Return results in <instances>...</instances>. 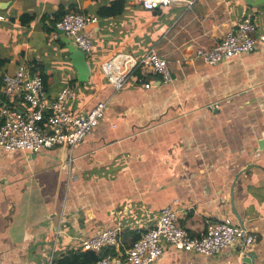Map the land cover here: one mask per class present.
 I'll list each match as a JSON object with an SVG mask.
<instances>
[{
    "label": "crops",
    "instance_id": "crops-1",
    "mask_svg": "<svg viewBox=\"0 0 264 264\" xmlns=\"http://www.w3.org/2000/svg\"><path fill=\"white\" fill-rule=\"evenodd\" d=\"M116 1L0 0V106L2 77L21 64L43 80L47 100L72 88L75 117L106 103L70 164L66 147L35 155L0 149V264H56L83 252L82 239L104 228L118 231L106 252L124 256L167 205L195 237L226 217L238 225L235 210L254 242L209 257L165 245L153 264H242L245 254L264 264V7L171 0L147 9L121 0L118 15L99 16ZM67 12L97 18L86 80L70 63L72 41L52 38ZM245 17L255 25L254 51L215 66L194 57ZM151 49L172 82L150 76L149 89L132 80L115 92L100 64L118 54L141 60ZM10 105L28 109L19 94Z\"/></svg>",
    "mask_w": 264,
    "mask_h": 264
},
{
    "label": "built area",
    "instance_id": "built-area-1",
    "mask_svg": "<svg viewBox=\"0 0 264 264\" xmlns=\"http://www.w3.org/2000/svg\"><path fill=\"white\" fill-rule=\"evenodd\" d=\"M147 9L156 4H169L171 0H141ZM2 20V17H0ZM96 17L67 12L55 21L52 38L58 32L70 39L74 46L89 57L93 48V32L89 26L96 24ZM255 25L249 17L243 18L228 30L221 41L211 49H198L195 58L208 66L255 50ZM102 76L115 92L125 88L130 81L151 87L146 80L158 76L165 84L172 78L167 62L155 49L141 60L128 54H118L100 64ZM3 95L6 103L0 106V149L4 152L23 151L28 155L42 150L66 147L69 151L68 163L73 160V148L81 144L86 136L97 127L103 118L106 103L95 105L86 115L75 117L69 111V102L74 98L72 88H63L52 100H47L43 80L31 74L28 67L21 64L13 74H4ZM28 106L27 111L11 107L17 95ZM118 231L116 228L96 229L81 241L83 251L102 254L114 246ZM254 237L226 217L219 223H209L201 237L192 236L178 224V212L173 205H167L160 213L155 226L144 233L126 251L124 256H102L95 264H153L158 260L165 245L183 252H193L205 257L218 254L221 250L242 244V248L253 244ZM48 264H52L49 262Z\"/></svg>",
    "mask_w": 264,
    "mask_h": 264
},
{
    "label": "water",
    "instance_id": "water-1",
    "mask_svg": "<svg viewBox=\"0 0 264 264\" xmlns=\"http://www.w3.org/2000/svg\"><path fill=\"white\" fill-rule=\"evenodd\" d=\"M249 6L251 7H264V0H244ZM58 34L62 35L61 32L59 31ZM67 42V52H68V57L70 60L71 65L77 70V73L79 74L80 80H86L89 77V61L87 59V56L83 54L81 51H79L74 44H71L69 41ZM263 144H260L261 147ZM230 197H233V193L231 191ZM234 210V208H233ZM235 217L238 222V226L242 229L245 230L243 227V223L241 221V218L239 215L234 210ZM253 258L250 256V254H245L243 256L242 264H252Z\"/></svg>",
    "mask_w": 264,
    "mask_h": 264
},
{
    "label": "trees",
    "instance_id": "trees-1",
    "mask_svg": "<svg viewBox=\"0 0 264 264\" xmlns=\"http://www.w3.org/2000/svg\"><path fill=\"white\" fill-rule=\"evenodd\" d=\"M123 9V2L117 0L113 2L109 7L101 9L98 13L100 17L107 18L118 15ZM75 13V12H74ZM110 254L116 256L113 252H103L102 254H95L91 251H83L81 253L72 254L70 257L59 260L56 264H95L102 256Z\"/></svg>",
    "mask_w": 264,
    "mask_h": 264
}]
</instances>
